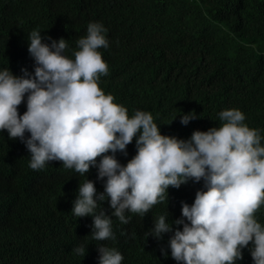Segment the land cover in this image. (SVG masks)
<instances>
[{
  "label": "trees",
  "instance_id": "trees-1",
  "mask_svg": "<svg viewBox=\"0 0 264 264\" xmlns=\"http://www.w3.org/2000/svg\"><path fill=\"white\" fill-rule=\"evenodd\" d=\"M90 22L103 24L109 42L99 49L109 67L99 86L130 117L149 112L161 135L188 140L193 131L219 127L218 113L236 108L249 128L259 130L264 146V0H0V70L34 75L28 51L33 30L41 32L42 43L67 40L65 55L74 58ZM26 110L27 93L18 113ZM188 113L196 118L182 125ZM138 135L126 155L115 153L122 166L136 154ZM30 159L20 139L0 131V264H99L100 246L120 252L121 264H179L169 240L183 226L174 221L184 219L183 203L191 206L196 192L206 190L203 180L169 186L166 203L144 216L126 212L127 224L111 216L109 198L98 201L111 216L115 239L97 241L93 216L76 217L72 209L79 185L90 180L99 195L106 178L97 179L96 167L82 176L60 161L32 170ZM166 212L173 232L148 235ZM255 218L264 227V205ZM80 247L84 256L76 252ZM252 247L242 248L235 264H254Z\"/></svg>",
  "mask_w": 264,
  "mask_h": 264
},
{
  "label": "clouds",
  "instance_id": "clouds-1",
  "mask_svg": "<svg viewBox=\"0 0 264 264\" xmlns=\"http://www.w3.org/2000/svg\"><path fill=\"white\" fill-rule=\"evenodd\" d=\"M106 32L103 24L90 22L86 35L76 41L74 58H69L67 40L48 37L49 45L42 43L39 30L31 31L28 51L35 62L34 75L22 69L24 75L17 77L7 68L0 70V131L25 144L32 170L60 161L82 176L96 167L97 179L106 178L99 195L86 179L73 202L76 217L93 216L94 240L115 239L111 216L127 224L126 212L144 216L154 205L166 203L169 186L178 189L189 180H203L206 190L196 192L191 206L183 203L184 219L174 221L183 227L170 237L171 257L179 264H235L242 259L241 249L252 242L254 264H264V227L255 218L264 205L259 130L249 128L236 108L218 113L219 127L193 131L188 140L161 135L149 112L137 110L130 117L126 107L99 86L100 77L109 72L99 51L109 47ZM26 93L27 110L20 115L18 106ZM195 118L188 113L180 123L187 125ZM25 132L30 133L27 139ZM137 133L136 154L122 166L115 153L126 155ZM106 197L111 216L98 203ZM167 216L160 215L148 235L160 239L173 232ZM97 250L99 264L123 260L115 248ZM76 252L85 255L84 247Z\"/></svg>",
  "mask_w": 264,
  "mask_h": 264
},
{
  "label": "bare ground",
  "instance_id": "bare-ground-1",
  "mask_svg": "<svg viewBox=\"0 0 264 264\" xmlns=\"http://www.w3.org/2000/svg\"><path fill=\"white\" fill-rule=\"evenodd\" d=\"M171 137V136H170Z\"/></svg>",
  "mask_w": 264,
  "mask_h": 264
}]
</instances>
